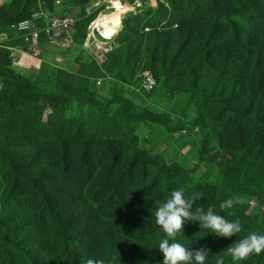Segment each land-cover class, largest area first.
Instances as JSON below:
<instances>
[{
  "label": "rangeland",
  "instance_id": "374dc122",
  "mask_svg": "<svg viewBox=\"0 0 264 264\" xmlns=\"http://www.w3.org/2000/svg\"><path fill=\"white\" fill-rule=\"evenodd\" d=\"M64 1L80 19L73 43L47 44L36 66L21 69L11 63L13 73L44 92H56L61 84L85 88L104 107L120 96L137 108L168 115L173 125L201 115L211 149L232 152L243 163V181L264 196V47H259L264 41V0H156V5L152 0L155 7L151 0H140L147 2L141 8L136 7L138 0H124L133 10L124 14L126 5L117 2L115 22L108 21L105 7L114 0ZM102 10L105 23L100 18L97 23L109 29L102 38L110 41L96 38L99 43L85 45V20ZM80 13L88 17L80 18ZM132 13L140 26L133 19L127 27ZM159 29L172 39L180 30L185 44L175 39L156 47L160 35L152 43L147 34ZM0 81V92L12 89L10 80ZM199 140L195 132L168 133L155 124L123 122L116 106L101 112L76 97L57 108L42 100L14 111L0 98V194L10 189L12 197L21 195L25 202L55 204L52 210L71 215L87 259L104 264H159L163 257L156 247L161 239L193 249L207 247L205 264L217 259L223 264H264V251L233 261L226 250L249 232L264 233V200L234 198L231 208L221 210L222 200L211 192L224 156L208 165L199 163ZM176 188H183L186 198L199 194L191 210L212 207L226 220L238 219L241 232L225 239L188 222L182 224L183 236L168 237L153 213ZM29 213L35 217L34 209ZM37 217L36 227L49 231L44 244L53 250H43L41 256L56 264L67 245L65 236L47 226L45 213ZM29 232L34 235L31 228Z\"/></svg>",
  "mask_w": 264,
  "mask_h": 264
},
{
  "label": "trees",
  "instance_id": "16d2710c",
  "mask_svg": "<svg viewBox=\"0 0 264 264\" xmlns=\"http://www.w3.org/2000/svg\"><path fill=\"white\" fill-rule=\"evenodd\" d=\"M56 1L57 0H52L49 2L48 0H44L47 7L51 11L54 9ZM60 1L62 5L58 13L62 16L70 14L72 7L68 6L67 2L64 0ZM23 4H25V6H23ZM35 4L36 7L31 9L32 5L35 6ZM6 5L9 7L6 6L2 8L0 6V34L2 32H8L11 34V38H17L16 34L11 30V25L17 21L27 18L32 11L38 9L39 0H12ZM144 5H147V2H144ZM133 14L136 13L129 14L127 27H129L130 21L135 19L133 16L136 15ZM156 15H158V13H156ZM89 16L90 19L85 20L88 22L86 26V34L88 25L96 18V16L92 18L91 14ZM86 17H88V15L85 16L80 13V18ZM135 20L138 23V26H140L141 21L137 19ZM248 21L252 22L251 19H248ZM78 27V24H76L74 28V38L77 34ZM159 27L163 26L159 23ZM154 31L156 33L150 31L151 33H148L147 35L151 37L152 43L156 40L155 35H160L161 38L157 41L156 47H158L159 44L168 45V40L175 41L176 39L181 42V46L186 42L180 30H177L179 31V35H176L175 39L174 37L172 39L171 34L162 33L161 29H159L160 32L157 30ZM161 34L163 36H161ZM138 36L144 37V35L140 34ZM42 40L46 41L47 38H43ZM18 42V45H25L19 38ZM260 44L261 45L259 47H264V41ZM4 49L5 48L1 49L0 47V78L10 80L12 89L8 92L1 91L0 98L7 109L14 111L18 107H24L29 104L37 105L42 100H47L52 107L57 108L60 105L65 104L69 98L76 97L96 106L101 110V112H105L110 107L116 106L119 118L126 123L155 124L162 126L168 133H176L179 131L187 133L195 132L198 134L200 139L197 148V159L199 163L208 165L220 159V156H224V163L219 171V182L215 190L211 192L216 200L243 197L262 201L264 200V196H261L253 188H251L252 186L246 181H243V163L238 162L232 152L211 149L206 121L201 117V115H196L188 124L179 123L178 125H173L168 115L157 113L145 108H137L131 101L120 96H113V98L107 101V105L104 107L85 88L61 84L58 86L56 92H44L35 88L28 79L20 76L19 74L13 73L9 69L12 61L10 59L9 51ZM252 52L253 55H255L256 51L254 50ZM150 53L151 48L146 47V54ZM249 53L250 52L247 54L251 57ZM162 54L165 58H167L164 53ZM255 56L258 58L260 57L259 54H256ZM229 57L233 63L239 64L238 62H235L230 55ZM248 100L249 103L254 105L258 103V101L254 99ZM3 188L4 187L2 185L0 190ZM206 194L207 193L202 194V197L198 200V206H200ZM43 198H45V196H42V199ZM44 200L46 201V199ZM55 207L56 205L51 204L49 201H46V204H36L23 201L21 195L12 197L10 189H5L4 193L2 195L0 194V264H49L48 260L46 261L44 257L42 258L41 256L43 250H48L51 253L53 252L48 244H44V242H46L45 233L47 234L49 232L48 228L45 227L42 231L40 228L36 227L38 220L37 215L44 213L48 219L47 223H49L47 226H51V229H55L56 233H60L65 236L67 243L64 252L57 256L56 264H80L87 260V248L84 246L83 242L78 239L77 234L74 232L76 227L72 226L74 221L71 219V215L69 216L67 213L52 210ZM31 209H34L35 217L29 213ZM51 221L52 224H50ZM30 228L34 235H31L29 232Z\"/></svg>",
  "mask_w": 264,
  "mask_h": 264
},
{
  "label": "clouds",
  "instance_id": "9594fccd",
  "mask_svg": "<svg viewBox=\"0 0 264 264\" xmlns=\"http://www.w3.org/2000/svg\"><path fill=\"white\" fill-rule=\"evenodd\" d=\"M199 194L190 198L185 197L183 188L173 189L165 200L155 209L153 216L155 224L168 237L175 238L183 236L182 224L188 222L198 223L199 229L209 230V234L216 237L229 238L241 232V224L238 219L226 220L224 216L213 211L212 207L206 210L197 207L194 211L192 203ZM234 200L227 198L219 203L221 210L231 208ZM156 249L161 253L162 260L159 264H205L209 254L207 247L201 246L198 249L186 247L184 244L169 242V239H161ZM227 253L233 261H241L250 254H260L264 251V233L249 232L246 236L234 241L227 248ZM85 264H104L100 259H87ZM216 264H223L222 259H217Z\"/></svg>",
  "mask_w": 264,
  "mask_h": 264
},
{
  "label": "built area",
  "instance_id": "2783aa9c",
  "mask_svg": "<svg viewBox=\"0 0 264 264\" xmlns=\"http://www.w3.org/2000/svg\"><path fill=\"white\" fill-rule=\"evenodd\" d=\"M109 2L110 1H108V3ZM55 3L54 9L51 11L46 3L40 1L38 9L32 11L27 18L11 25V30L16 34V37L24 42L26 46L25 50L30 52V57L35 56L38 45L43 38H47L51 41L64 39L61 41L66 45H70L74 41V28L79 18L72 13L62 16L58 13L61 9V1L57 0ZM135 4L137 8H141L144 5L140 0L136 1ZM105 12L106 10H102L88 25L85 45H89L92 40L99 43L96 38L103 41H110L102 38L106 30L102 24L98 25L97 23L100 15ZM117 32L114 34L113 38L116 36ZM26 54L29 55L28 52ZM37 56L38 54L36 58ZM148 83L149 85L145 88H147V91H150L153 86L150 81H148Z\"/></svg>",
  "mask_w": 264,
  "mask_h": 264
},
{
  "label": "crops",
  "instance_id": "0c3cea01",
  "mask_svg": "<svg viewBox=\"0 0 264 264\" xmlns=\"http://www.w3.org/2000/svg\"><path fill=\"white\" fill-rule=\"evenodd\" d=\"M7 1L8 0H0V6L5 4ZM40 1L44 2V0H39V4H40ZM153 1L155 2V5H156L157 1L156 0H153ZM142 3H144V2H142ZM125 4H126V2H125ZM151 4H152V6L155 7V5L152 3V0H151ZM12 40L18 41V38H11L7 34L1 33L0 34V47L1 48L4 47L5 49H7L9 51L10 59H11L13 65L20 67L21 69H27V68L29 69V68H32L33 66H36L38 64L37 61H40L39 59L41 58V53H42L43 47L45 45L48 44L51 47L55 46L57 44H60L62 46H66V44L63 41H61L64 39H57L56 41H51L49 39H47L46 41L45 40L43 41L41 39L35 56L30 57V52L28 50H25L26 49L25 45H17V46L9 45V42H11ZM7 43H8V45L6 46L5 44H7ZM67 46H69V44H67ZM27 52L29 55L26 54ZM37 54H38V56L36 58Z\"/></svg>",
  "mask_w": 264,
  "mask_h": 264
},
{
  "label": "bare ground",
  "instance_id": "6f19581e",
  "mask_svg": "<svg viewBox=\"0 0 264 264\" xmlns=\"http://www.w3.org/2000/svg\"><path fill=\"white\" fill-rule=\"evenodd\" d=\"M114 1H116V2H114ZM114 1H110V3H109V5L108 6H106V8H108L109 9V16H110V18L108 19V21L109 22H115L116 20L114 19V17L112 18V15L113 14H115L116 12H117V10H116V8H115V5H116V3L117 2H120V3H124L125 4V1L124 0H114ZM126 5V4H125ZM126 7H127V10L125 11V13L124 14H127V12H130L131 10H133V8H131V7H129V6H127L126 5ZM104 13H102L101 15H100V20H101V22L104 24L105 23V21H104ZM101 16H103L104 18H102ZM99 20V19H98ZM98 22V21H97ZM109 22H107V23H109ZM105 28V27H104ZM106 29V28H105Z\"/></svg>",
  "mask_w": 264,
  "mask_h": 264
}]
</instances>
